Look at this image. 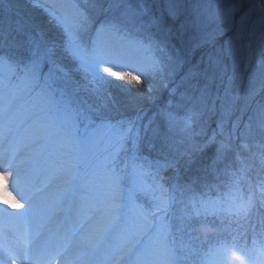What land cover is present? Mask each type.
Instances as JSON below:
<instances>
[{
	"label": "rangeland",
	"instance_id": "1",
	"mask_svg": "<svg viewBox=\"0 0 264 264\" xmlns=\"http://www.w3.org/2000/svg\"><path fill=\"white\" fill-rule=\"evenodd\" d=\"M154 1L156 6L153 0H0V8L3 3L16 9L34 28L35 39L22 48V54L16 59H51L65 70L56 73L57 99L62 93L64 101L74 111L88 113L96 123L99 117H105L113 124L118 121L134 124L130 140L139 137L135 147L131 142L126 143L107 165L119 177L115 187L102 165L103 150L93 149L88 157L97 152V161L87 158L78 166L79 173L85 171L88 175L93 172L97 177L89 174L80 191L82 200L93 207L92 217L98 219L100 226H104L107 219L121 218L119 210L115 216L107 211L112 205H117L126 208L123 231L132 238L143 239L147 250L157 254L158 260L170 261V264H264V175L260 171L259 179L248 182L245 192L249 193L250 200L246 202L231 198L226 201L203 199L207 196V188H203L202 183L186 182L176 174L168 175L162 157L156 151L150 154L145 151L143 134L151 117L145 120L143 115L120 113L117 118L106 115L114 105L102 97L104 88L128 92L135 89L111 77L107 78L108 83L101 84L97 89L89 82L94 69L79 71L81 76L72 74L77 70L73 61H77L64 51L67 36L57 24L53 12L70 21L83 14L89 19L90 31L99 27L101 21L114 24L116 32L105 37L107 44L119 42L131 49L139 48L142 43L151 44L158 55L172 57L170 66L178 69L179 74L175 79L170 78L169 88L155 87L153 92L162 97V100L159 99L160 116L165 125L164 129L157 131V136L165 140L169 138L174 154L193 153L213 141L219 143L220 154L225 150L222 146H228L232 141L226 132H221L223 126L229 123H246L247 135L254 131L249 138L251 143L255 139L264 140V0H245L244 11L238 8L242 0ZM255 10L256 16L243 13L250 11L254 14ZM18 14L15 13L16 16ZM167 15L174 20L179 19L180 35L186 29L190 32L188 42L192 52L201 53L199 44L207 48L209 43L213 45L214 59L207 57L194 61V64H191L192 60H181L180 48L176 49L173 41V24L169 25ZM3 23L7 22L0 20V24ZM12 23L11 19L9 24ZM81 35L79 31L78 39L82 43ZM160 48L164 51L160 52ZM147 57H150L149 54L144 53L138 66L140 70L147 68ZM48 69L49 65L45 63L42 74ZM116 70L140 74L131 68L116 67ZM18 84L25 87L23 94L31 95L32 104L47 103L43 111L48 116L34 122L35 130L29 133L28 138L20 140L24 145L48 139L51 135L45 137V126L52 121L63 120L67 127L74 124L77 138L85 135L82 121L73 119L71 115L65 116L55 108L50 109L49 102L39 97L40 90L28 87L18 74L10 75L8 80L0 83V87L9 88ZM173 86L177 89L175 94L170 91ZM181 92L184 98L176 99ZM209 95L212 97L210 102ZM169 99L178 102L168 106ZM207 103L211 106L210 113H207ZM122 107L121 112L132 110L127 104ZM193 112L201 115L194 127L186 131L184 122ZM245 112L249 113L248 117ZM244 116L247 122H244ZM234 117L237 120H229ZM211 126L215 129L209 130ZM149 130L153 133V129ZM11 132L9 137H18L14 131ZM57 151L61 156H69L72 148L62 139ZM133 154L143 166L140 177L134 176L129 167V158ZM94 161L96 165L92 167ZM61 175L66 178L63 173ZM234 189L240 192L242 186L234 184ZM54 199L57 198L54 196ZM245 209L247 213L244 211V214L241 211ZM103 219L105 221L101 222ZM233 253L242 256L243 261ZM150 259L151 256L146 258L149 262Z\"/></svg>",
	"mask_w": 264,
	"mask_h": 264
},
{
	"label": "snow or ice",
	"instance_id": "2",
	"mask_svg": "<svg viewBox=\"0 0 264 264\" xmlns=\"http://www.w3.org/2000/svg\"><path fill=\"white\" fill-rule=\"evenodd\" d=\"M53 16L67 36L64 42V51L77 61L78 70L87 72L94 69L89 82L95 85L97 89L101 84L106 83L109 77L126 81L130 85L140 86L142 84L140 75H136L131 71L116 70V67H126L122 59L118 57L112 59L105 58L108 47L105 37L109 34H115L116 26L114 24L101 23L95 30V39L92 45L87 47L78 39L80 29L89 23L86 16L81 14L75 21H70L62 15H56L55 12H53ZM45 63L49 65V69L47 73L42 74L41 69ZM146 64L149 71H156L159 68L158 63L151 57L146 58ZM57 72H65V70L51 59L18 60L6 55H0V83L8 80L10 75L18 74L22 82L28 87L33 90H40L39 97L49 102L50 109L55 108L65 116L71 115L73 119H78L84 123L85 135L81 138H77L74 135L75 125L67 127L63 120L52 121L49 125L45 126V137L52 135L57 129L63 128V142L71 145V153L57 168V172L63 173L66 178L55 193L56 198L67 200L71 203L78 196L76 182L80 181L81 185H83V181L86 179V177H82L78 172V166L81 162L87 161L93 149L104 151L105 155L102 165L105 166V172L110 175L112 185L115 187L119 182V177L107 165H110L117 153L124 149L126 143L131 142L132 146L135 147L139 137L137 136L130 140L134 128L133 122L118 121L113 124L107 118L99 117V122L96 123L88 113L82 110L74 111L64 101L62 93L60 94V98L57 99ZM13 95L12 89L8 88L0 95V146L3 147L0 156L3 157V163L14 170L17 185L21 186L22 190H24V185H29L31 188L30 191H26V198L28 200L27 215L29 217L43 218L53 202L54 194L48 191L46 186H36L33 183L31 175L33 167L32 156L22 155L19 148H13L9 142V135L11 133V119L9 116L11 107L10 97ZM184 123L185 127L190 126V117ZM129 167L134 176L140 177L143 175V166L137 162L135 154L129 158ZM4 174L6 178L13 175L11 172ZM10 194L12 195L11 192ZM13 200L15 203H9L8 201L0 203L17 211L25 208V205L20 203L15 196H13ZM117 210H119V215L123 219L126 214V208L112 205L107 211H111L113 216H115ZM122 227V224L116 222L115 219H107L104 230L113 231L119 230ZM60 239L59 234L53 237L50 254L51 260H56L58 255L57 246ZM0 264H36L35 251L31 241L25 237L8 239L0 235Z\"/></svg>",
	"mask_w": 264,
	"mask_h": 264
},
{
	"label": "trees",
	"instance_id": "3",
	"mask_svg": "<svg viewBox=\"0 0 264 264\" xmlns=\"http://www.w3.org/2000/svg\"><path fill=\"white\" fill-rule=\"evenodd\" d=\"M244 1L245 0H242V3H238V8H242V11L246 9ZM153 4L156 6L154 0ZM15 10L3 3L0 8V20L7 22L0 24V55H6L16 59V57L22 54V48L35 39V32L33 25ZM154 10L157 11L155 7ZM15 13L18 14V16H16ZM243 13L251 16L258 15L256 14V10L254 14H251L250 11ZM11 19L14 23L9 24ZM166 20L170 26L173 24L175 35L174 39H172L176 49L180 48V54L182 55L180 56L181 60H192L191 64H194V61L199 62L207 57L214 59L215 53L212 52L213 45L210 46L208 43L209 45L207 44L206 48L199 44L201 53L192 52L193 50L189 49L190 42H188L190 32H187L186 29L182 32V35H180L181 28L179 19L176 18L174 20L167 15ZM23 54L24 57H26L25 52ZM73 62L77 65V62ZM70 66L74 67L73 64H70ZM77 70L72 74L81 76V70ZM180 76H182V72H180ZM103 90L104 92L101 93L102 97H105L106 102L114 105H112L114 108L107 110L106 115L117 118L118 114L122 113L129 116L143 115L145 120L149 117L152 118L150 123H148L149 127H147L146 132L143 134L142 142L144 141L145 151L148 154H150L149 152L156 151L162 157L163 164L166 167L165 172L168 175L175 176L176 174L186 182L194 181L196 184L202 183V187L205 189L207 188V196H204L203 199H207L208 197L213 201H226L231 198L244 202L250 200L249 194L245 192L247 191L248 182L253 179H259V171L264 175V140L255 139L252 140L253 143H251L249 138L253 135L254 131L251 135H247V130L245 129L246 123L241 121L242 123L240 124L234 125V123H229L223 126L221 132H226V134L232 138V141L228 146H222V149L225 150L220 154H218L220 145L215 141L208 144L206 147L203 145L202 148L193 153L182 154L181 152H177L174 154L170 148L169 138L165 140L164 137L159 138L157 136V131L165 128L160 116L161 106L159 99L162 100V97L159 93H149L147 90H136L133 92H128L127 90L117 91L113 88L110 89V87H106ZM149 96L154 97V100H149ZM211 99L212 97L209 95L208 102H210ZM114 101H116V103ZM126 104L129 107L128 109L132 108V110H124L125 113L121 112L124 109L123 107L121 108V106ZM210 112L211 106L207 103V113ZM245 114L247 117L249 116L248 112H245ZM232 119L233 121L237 120L236 117L230 118L229 120L232 121ZM244 122H247L245 116ZM149 128L153 129V133H151ZM214 129L215 127L211 126L209 130ZM159 139L161 140L159 141ZM253 175L255 176L252 177ZM237 183H240L242 190H244L243 192L242 190L239 192L234 189V184ZM243 193L245 194L244 196ZM200 199L202 200V197ZM244 211L247 213L246 209L241 212L244 213Z\"/></svg>",
	"mask_w": 264,
	"mask_h": 264
},
{
	"label": "bare ground",
	"instance_id": "4",
	"mask_svg": "<svg viewBox=\"0 0 264 264\" xmlns=\"http://www.w3.org/2000/svg\"><path fill=\"white\" fill-rule=\"evenodd\" d=\"M19 86V89L14 94L16 98L11 100V102L15 103L14 105L19 100L17 96L25 89L23 85ZM45 104L47 103L45 102ZM9 116L11 121L15 118L11 110H9ZM30 119L31 117L25 116V121L28 122ZM14 132L16 131L14 130ZM62 136L63 129H57L48 139L42 140L39 146L37 145L40 147V151L37 153L35 150L36 147L27 146L26 144L25 146L20 141L22 135L18 136L14 144H11L12 137H9V142L13 148L18 147L22 155L32 156L33 167L31 175L33 183L36 186H46L48 191L52 192L54 196L65 180L61 173L57 172V168L68 157V154L64 156L57 154L58 143L62 140ZM54 154L58 155L56 159L58 161L57 167L38 171V168L42 166L47 168L44 163ZM96 154L94 152L92 157H88V159H95L97 161L98 157ZM91 165L94 167L96 162H92ZM0 172L13 173L6 181L8 191L20 203L25 205L24 209L17 211L0 203V231L7 233L6 238L15 239L17 237H25L31 241L35 251V244L38 242V239L41 238L46 241L49 237L48 243L52 246L53 237L57 234L60 235L63 227L66 230L71 228L69 227L70 225L74 226L75 224H79L80 228L83 227L76 237H70L69 235L71 234L67 235V232L65 233L64 242L60 243L59 241L57 246L58 255L56 260H51L48 254H44L47 257L45 259L37 258L36 254L39 253L35 251L36 264H65L66 261L70 260H85L88 264H153V261L158 260L157 254L153 255L147 250L143 239L132 238L126 231H123V227L119 230L106 231L104 230V226L98 224V219L92 217L94 212L93 207L82 200L80 181L76 183L78 196L71 203L67 200L53 199L51 206L47 209L45 217H29L26 211L28 208L26 191L31 190L30 186L24 185V190H22L21 186L14 187L12 185L16 182L14 170L6 164L0 163ZM80 175L85 177V171H81ZM38 178L39 180L37 181ZM114 219L116 222L122 224V226L124 225L123 219L118 217ZM104 221L103 219L101 222ZM85 222H87L86 225H84ZM148 256H151L150 262L146 260Z\"/></svg>",
	"mask_w": 264,
	"mask_h": 264
},
{
	"label": "clouds",
	"instance_id": "5",
	"mask_svg": "<svg viewBox=\"0 0 264 264\" xmlns=\"http://www.w3.org/2000/svg\"><path fill=\"white\" fill-rule=\"evenodd\" d=\"M89 23L80 29V32L82 34L81 35L82 44H84L87 47H90L92 45L95 39V30H96L95 29L94 31H90L91 28L89 27ZM100 23H104V22L101 21ZM159 51L163 52L164 50L163 48H160ZM144 53H148L149 56L158 63L159 65L158 70L149 71L147 70V68L145 70H140L138 66L140 64V61ZM114 57H118L124 60L126 62L125 68H131L140 73L139 75L142 78V84L140 86L133 87L132 85L128 84V82L124 81L126 85L130 86L132 89H135L137 91H143L147 89V91L151 93L153 92L155 87H161V86L167 89L169 88V84L171 83L170 78L175 79V77L179 74L178 69H173L170 66V61L172 60V57L167 54H165V56L158 55L157 49L153 48L151 44L142 43L140 47L137 49H131L119 42L108 44L105 58L112 59ZM106 83H108V79ZM170 91L171 93L175 94L177 89L175 86H173L170 89ZM183 98H184V93L181 92L179 94L178 100ZM148 99L154 100V97L149 96ZM177 102L178 101H173L169 99L167 101V104L168 106H172L174 103ZM200 115H201L200 113H195V112L191 113L190 115L191 124L190 126L187 127L186 131L194 127ZM6 181H7L6 175L3 172H0V202L8 201L9 203H15V201L13 200V196L8 191ZM204 231H213V230L205 229ZM233 255L237 259H241L242 261L244 259L242 256H240L237 253H233ZM65 264H88V262L85 260H70V261H66ZM153 264H170V261L156 260L153 261Z\"/></svg>",
	"mask_w": 264,
	"mask_h": 264
}]
</instances>
